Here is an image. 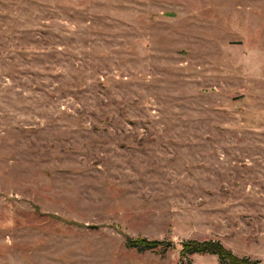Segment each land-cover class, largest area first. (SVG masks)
<instances>
[{
    "label": "rangeland",
    "instance_id": "rangeland-1",
    "mask_svg": "<svg viewBox=\"0 0 264 264\" xmlns=\"http://www.w3.org/2000/svg\"><path fill=\"white\" fill-rule=\"evenodd\" d=\"M194 240L264 264V0H0V264Z\"/></svg>",
    "mask_w": 264,
    "mask_h": 264
},
{
    "label": "trees",
    "instance_id": "trees-1",
    "mask_svg": "<svg viewBox=\"0 0 264 264\" xmlns=\"http://www.w3.org/2000/svg\"><path fill=\"white\" fill-rule=\"evenodd\" d=\"M127 246L130 249H136L140 252L145 251H156L160 253H165L168 249H171L174 245L173 243L166 241H151L146 238L140 239H127ZM194 255H213L217 256L220 264H258L257 260H252L250 258L238 257L232 251L228 250L219 241H187L182 244L181 257L183 259H188ZM183 261L181 260L180 264ZM190 264V261L187 263Z\"/></svg>",
    "mask_w": 264,
    "mask_h": 264
}]
</instances>
